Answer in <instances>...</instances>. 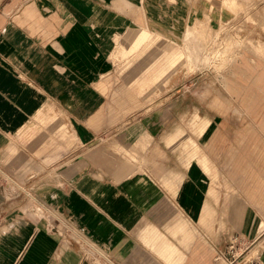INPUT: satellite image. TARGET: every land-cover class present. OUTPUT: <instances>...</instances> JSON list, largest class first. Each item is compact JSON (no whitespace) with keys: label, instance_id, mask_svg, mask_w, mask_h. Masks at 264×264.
Instances as JSON below:
<instances>
[{"label":"rangeland","instance_id":"1","mask_svg":"<svg viewBox=\"0 0 264 264\" xmlns=\"http://www.w3.org/2000/svg\"><path fill=\"white\" fill-rule=\"evenodd\" d=\"M52 11L90 31L102 60L92 69L104 71L91 87L72 89L74 102L62 103L59 89L53 101L22 105V126L0 153V222L22 223L26 240L42 234L44 264H158L143 229L152 224L169 235L171 193L162 175L174 170L193 193L192 207L206 201L214 214L202 230L215 247L210 258L188 242L179 244L177 264H223L221 250L238 236L235 254L257 258L264 241V0H0L1 15ZM131 128L147 129L149 141L110 142ZM94 129L109 135L84 136ZM100 146L125 161L115 156L87 171L118 183L125 163L130 178L154 187L152 199L139 201L152 214L111 243L83 226L72 185L86 171L82 155ZM203 152L219 164L216 197Z\"/></svg>","mask_w":264,"mask_h":264},{"label":"crops","instance_id":"2","mask_svg":"<svg viewBox=\"0 0 264 264\" xmlns=\"http://www.w3.org/2000/svg\"><path fill=\"white\" fill-rule=\"evenodd\" d=\"M79 26L72 16L62 12L52 11L50 15L33 17L0 14V153L8 145L10 136L22 126V105L36 106L48 100L53 101V98L59 97V89H62V97L67 98L62 103L74 102L69 99L73 97L72 89L91 87L90 82L97 81L96 75L103 73L104 70L100 68L92 69L93 65L102 61L99 58V46L91 42L93 38L90 31ZM94 39L97 41L101 38ZM93 132L91 134L88 131L84 136L109 135L108 130L94 129ZM114 135L117 138L110 142L120 146H136L140 142L149 141L151 134L144 128H131L118 130ZM129 135L131 138L126 139ZM259 139L264 142V136ZM115 156L122 162L126 159L120 155H111L101 146L83 154L82 163L86 171L81 181L75 178L76 181L72 182L73 186L77 185L75 188L82 199L83 226L87 223L90 233L100 243H111L123 230L133 231L144 215L152 214V209L147 211L139 201L144 203L143 200L152 199L154 187L149 186L148 182L143 185L144 182L138 178H130V166L127 164H121L127 173L126 178L118 183L87 171L90 167L106 168L107 161ZM139 156H143L142 151ZM191 160L187 162L188 167ZM199 160L212 178L209 193L216 197L218 189L214 186L221 183L219 164L212 163L207 152L200 154ZM228 166L231 172L232 164ZM185 175L183 172L182 177ZM178 177L174 170L162 175V181L171 193V217L165 224L169 235L152 224H147L143 229V239L151 253L158 258V264H177L183 258L179 244H194L206 260L215 249L209 235L202 231L210 229L214 216L212 210L206 201L201 209L197 205L192 207L193 193L189 187H183V180H178ZM116 191L120 194H115ZM140 192L143 194L140 195ZM1 213L0 209V217ZM261 227L263 230L264 221ZM23 239L22 223L12 224L4 216L0 222V264L46 263L43 248L47 249L48 243L42 234L35 231L29 239ZM228 252L221 250V254L226 257L223 264H264V241L257 258L242 257L230 262Z\"/></svg>","mask_w":264,"mask_h":264},{"label":"built area","instance_id":"3","mask_svg":"<svg viewBox=\"0 0 264 264\" xmlns=\"http://www.w3.org/2000/svg\"><path fill=\"white\" fill-rule=\"evenodd\" d=\"M237 238V240L236 239H234L233 241H231L232 242V245H230V250H229V252H232V258H230L231 259V261L230 262H232L233 260H235V259H237V258H239L240 256H237L236 254H235V251L233 250V248L235 247L234 245H233V243L235 244L236 242H238V241H241V239H239L240 237L238 236V237H236ZM245 243H247V240L246 239H244L243 240ZM242 241V242H243ZM244 242H243V244H244ZM236 245V244H235ZM242 257H249L248 255H244V256H241V258ZM229 258V257H228ZM248 259V258H247Z\"/></svg>","mask_w":264,"mask_h":264},{"label":"bare ground","instance_id":"4","mask_svg":"<svg viewBox=\"0 0 264 264\" xmlns=\"http://www.w3.org/2000/svg\"><path fill=\"white\" fill-rule=\"evenodd\" d=\"M224 1H232V2H234V0H224ZM194 30L196 31V30H198L197 28H194ZM139 41H141V39L139 40ZM260 45H257V47H259ZM176 55V54H175ZM175 55H172V60H176L177 59V57H175Z\"/></svg>","mask_w":264,"mask_h":264}]
</instances>
